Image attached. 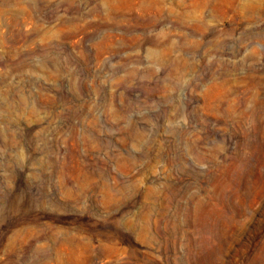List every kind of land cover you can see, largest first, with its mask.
<instances>
[{"label": "rangeland", "instance_id": "rangeland-1", "mask_svg": "<svg viewBox=\"0 0 264 264\" xmlns=\"http://www.w3.org/2000/svg\"><path fill=\"white\" fill-rule=\"evenodd\" d=\"M0 264H264V0H0Z\"/></svg>", "mask_w": 264, "mask_h": 264}]
</instances>
